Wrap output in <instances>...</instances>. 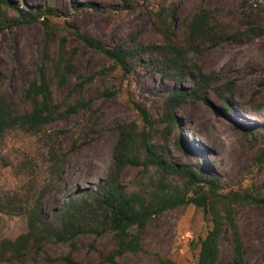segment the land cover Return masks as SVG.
Segmentation results:
<instances>
[{
  "label": "rangeland",
  "instance_id": "374dc122",
  "mask_svg": "<svg viewBox=\"0 0 264 264\" xmlns=\"http://www.w3.org/2000/svg\"><path fill=\"white\" fill-rule=\"evenodd\" d=\"M9 1L8 8L2 6L5 21L0 23V89L10 95L15 112L29 109L25 90L33 79H39L45 60L44 18L54 32L65 36L67 50H74L70 82L63 87L54 83V98L63 99L74 82L91 74L94 78L80 94L91 100L88 108L48 124L39 136L12 132L0 137V201L8 196L15 206L37 203L50 213L70 194L83 189L99 192L113 167L117 126L130 121L138 128L143 124L138 107L147 111L153 140L164 144L172 160L213 174L223 192L248 188L264 198V32L223 42L202 56L186 55L188 64L196 62L213 74L214 87L176 108V129L168 135L161 121L166 96L175 89H190L191 78L149 72L141 66L124 74L107 55L73 34L78 29L108 47L159 43L161 35L153 18L157 11L168 9L175 38L184 42L183 22L199 7L210 9L232 31L264 30V0ZM15 7L31 15L39 10L54 13L28 20L18 17ZM57 43V37L49 42L50 56L55 57ZM45 64L47 75L52 76L50 61ZM77 98L75 94L71 100ZM222 101L230 106L223 108ZM51 139L59 152L72 149L58 167L47 153L45 143ZM158 176L154 168L144 171L133 166L126 169L121 183L128 191H141L156 184ZM169 180L181 184L183 178L171 175ZM238 218L247 261L264 264V204H246ZM210 227L211 221L193 204L167 209L147 221L139 250L115 260L117 264H158L171 258L180 264H196L200 242ZM26 228L24 212L0 211V242L14 239ZM114 246L111 233L85 234L73 243L46 242L23 260L6 258L0 264H70L68 257L82 264H111L105 258ZM216 264H233L227 240Z\"/></svg>",
  "mask_w": 264,
  "mask_h": 264
},
{
  "label": "trees",
  "instance_id": "16d2710c",
  "mask_svg": "<svg viewBox=\"0 0 264 264\" xmlns=\"http://www.w3.org/2000/svg\"><path fill=\"white\" fill-rule=\"evenodd\" d=\"M10 4L9 0H0V23L5 21L2 6L8 8ZM15 9L18 17L28 20L54 13H42L39 10L35 14L36 18L28 11L19 10L17 7ZM41 23L45 26V60L39 68V79H33L25 90L24 97L29 103V109L15 112L10 95L0 89V137L12 132L42 135L48 124L65 119L90 105L91 100L84 99L80 94L94 78L92 74L74 82L63 99L54 98L52 85L56 83L63 87L70 82L74 50H67L65 36L54 32L48 19H42ZM183 24L185 40L179 42L175 38L173 15L168 9H161L153 18V26L161 35V41L155 44L138 43L129 48L108 47L78 29L73 30V34L89 47L112 59L114 65L124 74L141 66L149 72L179 77L187 74L191 78L190 89H175L166 96L161 117V121L165 123L163 133L166 135L176 129V108L187 98L199 99L201 92L214 87L213 74L205 72L201 64H188L186 55L193 52L202 56L207 49L223 42L264 32L261 28L232 31L229 26L219 22L206 7H199ZM55 37L58 38V43L54 57L49 55L48 45ZM46 61H50L52 76L47 75V65H44ZM75 94L79 98L71 100ZM221 106L228 108L230 104L222 101ZM138 110L143 118L140 128L133 121L117 126L118 139L113 151V167L99 186V192L83 189L77 194H70L58 209L50 213L43 212L37 203L30 207L15 206L8 196L0 201V211L24 212L27 216V228L24 232L12 240L3 239L0 242V260H23L28 253L41 250L42 245L49 241L73 243L80 235L93 234L98 237L111 233L115 246L105 259L111 264H117L116 256L140 249L142 231L151 217L167 209L193 204L211 221L210 229L200 242L196 264H216L225 240L229 243L233 264H250L245 257L238 216L243 206L264 204V198L253 194L248 188L243 192H223L220 190L223 189L222 184L213 174L172 160L164 144L153 140V123L147 111L141 107ZM45 145L55 167L72 151L68 148L59 152L55 139L50 142L47 140ZM184 151L187 152L185 149ZM188 152L194 153L190 150ZM133 166L141 167L144 171L154 168L159 174L156 184L142 188L141 191L124 189L121 179L126 169ZM171 175L183 178L182 183L171 182ZM67 260L70 264H82L69 257ZM158 264L180 263L165 258Z\"/></svg>",
  "mask_w": 264,
  "mask_h": 264
}]
</instances>
